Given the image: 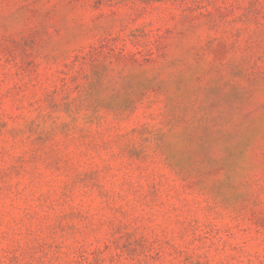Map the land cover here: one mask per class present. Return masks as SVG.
<instances>
[{
	"label": "rangeland",
	"instance_id": "374dc122",
	"mask_svg": "<svg viewBox=\"0 0 264 264\" xmlns=\"http://www.w3.org/2000/svg\"><path fill=\"white\" fill-rule=\"evenodd\" d=\"M0 264H264V0H0Z\"/></svg>",
	"mask_w": 264,
	"mask_h": 264
}]
</instances>
